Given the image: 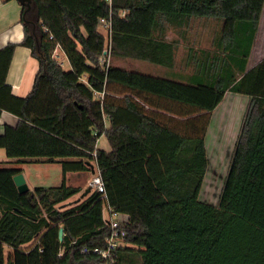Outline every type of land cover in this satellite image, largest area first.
I'll return each mask as SVG.
<instances>
[{
    "label": "trees",
    "instance_id": "trees-1",
    "mask_svg": "<svg viewBox=\"0 0 264 264\" xmlns=\"http://www.w3.org/2000/svg\"><path fill=\"white\" fill-rule=\"evenodd\" d=\"M263 13L264 0H31L30 9L22 6V42L0 49V121L4 112L18 118L0 135V149L19 167L58 161L65 174L97 169L106 193L90 191L62 208L82 190L64 183L20 194L14 177L22 169H0V264H99V256L82 251L105 248L111 232L105 205L128 217L116 264H264V61L248 70ZM101 20L111 24L110 33ZM193 22L214 26L209 47L191 46L188 72L173 71ZM19 46L39 63L25 98L7 83ZM125 60L170 73L114 65ZM228 92L250 102L214 206L200 200L210 164L206 137ZM103 136L110 151L97 147ZM6 248L13 249L8 257Z\"/></svg>",
    "mask_w": 264,
    "mask_h": 264
},
{
    "label": "crops",
    "instance_id": "crops-1",
    "mask_svg": "<svg viewBox=\"0 0 264 264\" xmlns=\"http://www.w3.org/2000/svg\"><path fill=\"white\" fill-rule=\"evenodd\" d=\"M21 17L22 5L17 0H0V49L10 43L22 42L24 38V27L21 23ZM263 19L264 13L261 19L260 29L253 47V51L249 59L248 70H251L264 61V27L262 26V24H264ZM257 43L258 48L256 49ZM57 54L59 55V59L62 57V60L60 59V61H62L63 67L65 66V62L69 63L60 49H58ZM162 70H164L163 76H166V69L162 68ZM38 71L39 63L32 56L31 50L22 46L17 47L7 77V83L11 86L13 94L19 98L27 97L33 90ZM249 102L250 97L245 95H238L231 92H228L225 95L222 103L212 113L211 122L206 137L207 149L210 143H215V145L218 146L222 144V142L226 144V140L228 139H230V145L233 147L236 145ZM17 123V117L10 113L4 112L0 121V135L4 133L6 126H15ZM103 138L106 139L105 136H103L99 139V141ZM97 147L99 148V145H97ZM104 150L110 151L107 150V148ZM14 161L17 163V160ZM37 163L46 164L48 162L44 161L42 163V161H37ZM56 163H58V161L48 164ZM29 164L32 163H23L19 167L22 169L21 174L24 176V178L25 168ZM33 164H35V162ZM25 181L27 184L26 178Z\"/></svg>",
    "mask_w": 264,
    "mask_h": 264
},
{
    "label": "rangeland",
    "instance_id": "rangeland-1",
    "mask_svg": "<svg viewBox=\"0 0 264 264\" xmlns=\"http://www.w3.org/2000/svg\"><path fill=\"white\" fill-rule=\"evenodd\" d=\"M264 20V19H263ZM197 22V21H196ZM196 22L192 23V28H187L190 30V36L188 38L183 39V42L179 45V54H178V65L176 69H172L173 71L179 72L184 71L187 73L188 71L184 69L185 64V56L187 55V50L193 46L195 50H201L209 47V44L212 39V28L214 27L211 23L206 24V26L197 25ZM210 25V26H209ZM264 27V24H262ZM104 27V26H103ZM212 27V28H211ZM104 33L108 32V30L104 27ZM181 38L178 35L169 37L172 38ZM182 39V38H181ZM258 48V43L256 45V49ZM63 54V52H62ZM59 57V55L57 54ZM57 57V58H58ZM64 57V56H63ZM62 60V57L60 58ZM62 62V61H61ZM114 64V62H113ZM114 65L122 66L128 70H138L146 74H150L153 76H163L162 67L154 66L152 64H146L133 60H125V61H116ZM65 71L70 70V64L65 62L64 66ZM170 71L165 70V74H169ZM198 115H192L191 119L197 118ZM183 120V119H182ZM197 120V119H196ZM224 139V138H223ZM99 148L110 150V145L107 139H101L99 142ZM232 145H230V139L226 140V144L222 142L220 145H215V143H210L208 145L207 154L210 161L209 168L201 189L200 200L202 202L218 206L220 203L221 193L224 188L226 178L228 172L230 170V166L232 163V158L235 152L236 145L232 149ZM0 169H15L19 168V165L14 161L10 160L6 156V152L4 149H0ZM2 154V156H1ZM71 160V159H68ZM66 160V161H68ZM97 171V169H96ZM25 178L27 180V186L29 191H33L38 187H60L64 183L68 186L79 187L82 192L71 199L69 202H74L78 199L81 201L85 200L86 196L82 198L83 194H85L88 190H90L88 181L92 178L93 173H64L63 167L56 164H29L25 168L24 171ZM91 191V190H90ZM90 194V193H89ZM89 196V195H87ZM105 219L109 218V215L106 210H104ZM31 244H27L22 247V249L28 250L30 249ZM6 257L13 253L12 248H6Z\"/></svg>",
    "mask_w": 264,
    "mask_h": 264
},
{
    "label": "built area",
    "instance_id": "built-area-1",
    "mask_svg": "<svg viewBox=\"0 0 264 264\" xmlns=\"http://www.w3.org/2000/svg\"><path fill=\"white\" fill-rule=\"evenodd\" d=\"M111 1V0H108ZM101 25L104 26L110 33L111 24L105 20H101ZM107 54V52H105ZM89 188L93 192H99L105 194V186L100 176L99 171L95 169L92 178L88 182ZM106 197V195H105ZM104 210L107 211L109 218L105 219L106 227L110 229V235L106 239V245L104 249L89 250L84 248L82 253H93L99 256L101 261L99 264H116L118 259V250L126 244V226L128 224V217L112 210L109 205H105ZM73 244V243H71ZM63 255L61 252L60 256Z\"/></svg>",
    "mask_w": 264,
    "mask_h": 264
},
{
    "label": "water",
    "instance_id": "water-1",
    "mask_svg": "<svg viewBox=\"0 0 264 264\" xmlns=\"http://www.w3.org/2000/svg\"><path fill=\"white\" fill-rule=\"evenodd\" d=\"M23 7H26L28 9H30L31 7V0H17ZM92 173H95V169L92 171ZM14 183L16 185V187L18 188V191L20 194H25L29 191V188L26 184L25 178L22 174H18L14 177ZM90 193V190H88L85 194H83L82 198H84L85 196H87ZM81 202V199H78L74 202H69L66 203L65 205L62 206V208H67V207H71L73 205H76L78 203ZM64 229L61 228L59 230V241L62 243L64 240Z\"/></svg>",
    "mask_w": 264,
    "mask_h": 264
}]
</instances>
